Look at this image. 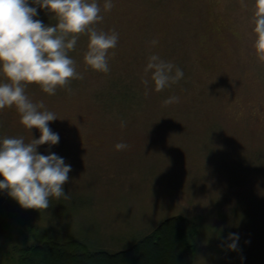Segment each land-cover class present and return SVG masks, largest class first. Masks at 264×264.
Segmentation results:
<instances>
[{"label":"rangeland","instance_id":"rangeland-1","mask_svg":"<svg viewBox=\"0 0 264 264\" xmlns=\"http://www.w3.org/2000/svg\"><path fill=\"white\" fill-rule=\"evenodd\" d=\"M96 2L103 20L93 27L119 37L109 71L85 64V33L68 53L83 79L54 95L25 86L57 117L48 127L58 143L37 153L71 166L68 198L25 209L0 190V217L12 225L9 237L0 235V264H13L16 249L44 233L115 252L173 215L201 224L194 264H264V62L252 47L255 0H112L111 11ZM29 5L34 19L57 25L47 9ZM152 55L183 77L155 91L145 73ZM170 97L178 102L165 106ZM40 135L20 124L15 106L0 110V141ZM118 143L128 147L117 150Z\"/></svg>","mask_w":264,"mask_h":264},{"label":"clouds","instance_id":"clouds-1","mask_svg":"<svg viewBox=\"0 0 264 264\" xmlns=\"http://www.w3.org/2000/svg\"><path fill=\"white\" fill-rule=\"evenodd\" d=\"M40 8L47 9L58 21L55 27L45 26L34 19L37 8L29 0H0V73L6 82L0 83V110L15 106L20 114V124L26 129H38L39 139L29 142L21 138L6 137L0 141V190H7L22 208L42 210L49 207L50 198L67 199L63 185L68 182L70 165L55 154L37 153L40 145H55L59 136L48 127L57 120L45 108L44 102L33 103L25 94L26 85H38L44 93L54 95L58 87H67L72 79H83L76 71L75 61L68 53L74 50L80 34H88L89 43L84 62L91 69L108 72V53L118 43V33L98 31L93 25L103 20L96 0H33ZM246 7V5H244ZM104 11L114 7L112 0H105ZM255 54L264 62V0L253 5ZM156 44L157 41H153ZM158 56L149 57L145 73L151 72L155 91H162L183 77V72ZM144 84L149 81L145 79ZM178 102L170 97L165 106ZM43 109V110H41ZM117 150L128 147L116 144ZM232 249L237 247L238 236L231 234Z\"/></svg>","mask_w":264,"mask_h":264},{"label":"trees","instance_id":"trees-1","mask_svg":"<svg viewBox=\"0 0 264 264\" xmlns=\"http://www.w3.org/2000/svg\"><path fill=\"white\" fill-rule=\"evenodd\" d=\"M11 227L0 217V235L9 237ZM200 227L194 218L173 215L115 252L93 250L77 238L56 239L44 233L38 243L17 248L13 264H194Z\"/></svg>","mask_w":264,"mask_h":264}]
</instances>
